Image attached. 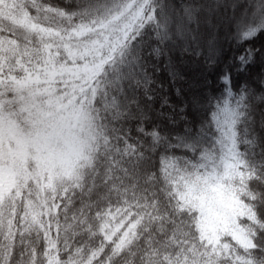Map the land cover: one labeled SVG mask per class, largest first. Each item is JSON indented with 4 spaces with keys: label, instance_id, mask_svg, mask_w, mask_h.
<instances>
[{
    "label": "snow or ice",
    "instance_id": "6c2138e0",
    "mask_svg": "<svg viewBox=\"0 0 264 264\" xmlns=\"http://www.w3.org/2000/svg\"><path fill=\"white\" fill-rule=\"evenodd\" d=\"M0 264H264V0H0Z\"/></svg>",
    "mask_w": 264,
    "mask_h": 264
}]
</instances>
